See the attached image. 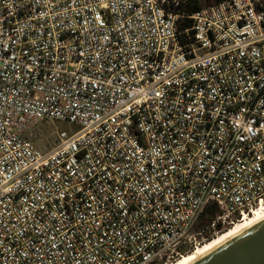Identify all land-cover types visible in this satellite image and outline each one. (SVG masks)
<instances>
[{"label": "built area", "instance_id": "obj_1", "mask_svg": "<svg viewBox=\"0 0 264 264\" xmlns=\"http://www.w3.org/2000/svg\"><path fill=\"white\" fill-rule=\"evenodd\" d=\"M180 4L0 0V264H172L264 205V0Z\"/></svg>", "mask_w": 264, "mask_h": 264}, {"label": "water", "instance_id": "obj_2", "mask_svg": "<svg viewBox=\"0 0 264 264\" xmlns=\"http://www.w3.org/2000/svg\"><path fill=\"white\" fill-rule=\"evenodd\" d=\"M192 264H264V220Z\"/></svg>", "mask_w": 264, "mask_h": 264}, {"label": "bare ground", "instance_id": "obj_3", "mask_svg": "<svg viewBox=\"0 0 264 264\" xmlns=\"http://www.w3.org/2000/svg\"><path fill=\"white\" fill-rule=\"evenodd\" d=\"M262 220H264V205H262L260 208H257L253 215L251 214L244 217L240 222L233 225L228 231L221 233L213 240L200 245L193 252L178 259L172 264H192Z\"/></svg>", "mask_w": 264, "mask_h": 264}, {"label": "trees", "instance_id": "obj_4", "mask_svg": "<svg viewBox=\"0 0 264 264\" xmlns=\"http://www.w3.org/2000/svg\"><path fill=\"white\" fill-rule=\"evenodd\" d=\"M222 1L224 0H212V3L209 4H216ZM209 4H205L203 0H181L180 6L174 8L175 13L185 15V17L181 18V28H191L193 26V19L191 18V16L203 7L208 6ZM222 212L223 208L219 203H213L206 206L204 208L198 226L204 227L211 224V222Z\"/></svg>", "mask_w": 264, "mask_h": 264}, {"label": "rangeland", "instance_id": "obj_5", "mask_svg": "<svg viewBox=\"0 0 264 264\" xmlns=\"http://www.w3.org/2000/svg\"><path fill=\"white\" fill-rule=\"evenodd\" d=\"M205 4L212 3V0H203ZM212 5V4H209ZM71 126L63 121H54L50 122L48 125L40 126L34 132V139L42 148H50L54 144V133L56 130L70 129ZM228 230V229H227ZM226 230V231H227ZM225 232V231H224ZM223 232V233H224Z\"/></svg>", "mask_w": 264, "mask_h": 264}]
</instances>
